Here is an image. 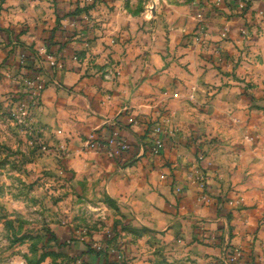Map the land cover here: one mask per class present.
I'll use <instances>...</instances> for the list:
<instances>
[{
	"label": "crops",
	"instance_id": "0c3cea01",
	"mask_svg": "<svg viewBox=\"0 0 264 264\" xmlns=\"http://www.w3.org/2000/svg\"><path fill=\"white\" fill-rule=\"evenodd\" d=\"M2 3L0 30L14 29L19 15L9 13L10 0ZM31 14L37 23L45 18ZM213 25L202 50L184 46L186 26L170 32L167 47L166 32L155 30L145 58L127 61L131 74L124 71L114 88L97 71L103 61L97 58L99 74L86 77V63L79 72L59 68L60 84L49 83L42 96L39 117H47L49 143L68 148L67 166L82 191L103 198L126 227L119 264H222L226 239L243 251L242 264L264 261V0L244 17L221 16ZM32 30L19 39L46 59L43 39ZM11 41L0 44V63L18 72L20 49ZM176 51L177 59L167 58ZM126 110L133 124L117 128L129 151L110 159L103 144L87 147L94 132H108L106 119ZM164 119L174 133L164 136L156 157L151 128ZM196 167L208 177V203L199 201Z\"/></svg>",
	"mask_w": 264,
	"mask_h": 264
},
{
	"label": "rangeland",
	"instance_id": "374dc122",
	"mask_svg": "<svg viewBox=\"0 0 264 264\" xmlns=\"http://www.w3.org/2000/svg\"><path fill=\"white\" fill-rule=\"evenodd\" d=\"M4 1L0 0V10ZM10 1L7 9L12 15L18 13V21L14 29L0 30V44L14 40L24 45L19 37L32 28L41 40L48 39L54 28L58 43L75 45L62 52L54 49L59 61L74 72L86 66L84 75L89 78L100 71L105 79L114 81L109 85L114 88L124 71L131 74L127 61L133 64L145 58L149 34L155 30L159 35L166 32L162 42L167 47L174 39L170 32L186 26L182 43L202 50L209 45L212 24L218 17H244L258 0ZM49 10L54 14L47 17ZM34 11L43 12L45 18L37 23L31 14ZM19 54L14 55L18 64ZM178 57L176 51L167 58ZM97 58L103 61L96 71ZM62 64L60 69L65 68ZM30 76L27 69L17 72L0 63V264H119L121 260L115 256L125 250L121 234L126 227L117 223L120 221L103 198L82 191L67 166L68 148L49 143L47 117L43 121L39 117L49 83L45 79L43 91L34 93ZM49 78L58 83L57 70ZM122 114L125 121L118 120ZM122 114L112 118L124 126L133 124L129 110ZM104 131L94 132L87 147H97L92 140ZM104 247L107 259L97 258L94 251Z\"/></svg>",
	"mask_w": 264,
	"mask_h": 264
},
{
	"label": "built area",
	"instance_id": "2783aa9c",
	"mask_svg": "<svg viewBox=\"0 0 264 264\" xmlns=\"http://www.w3.org/2000/svg\"><path fill=\"white\" fill-rule=\"evenodd\" d=\"M46 54V59L43 60L46 61L50 68H53L54 70L61 68V62L59 60H57L54 56L49 55L47 51ZM74 59L76 60L77 58L75 57ZM25 62V55L19 54V63L24 65ZM28 82L30 87L34 90V93H36L43 91L46 80L41 75H37L30 76ZM168 123V120L164 119L161 122L154 124L151 128L152 133L150 137V153L153 156H161L162 152L164 151V136H172L174 133L170 129V125ZM117 126L118 122H116V120L106 119L105 128L107 130H111V133L109 134L110 136L106 138L107 134L105 132H101L92 140L94 141L95 146H101L103 143V145L106 147L108 157L112 159L120 158L124 152H127L130 149V144L128 143L127 139L121 135V132L118 130ZM201 159L202 158L200 157L199 160ZM191 174L194 181L201 186L202 194L199 196V201L208 203L209 198L205 193L207 189L206 183L208 177L198 167L192 169ZM226 204H229L232 207L235 206V202L233 200L226 201ZM221 206L223 207V204H221ZM222 254V264H242L243 251L240 248L233 246L229 242V239H226L225 243L223 244ZM258 264H264V261L260 260Z\"/></svg>",
	"mask_w": 264,
	"mask_h": 264
},
{
	"label": "trees",
	"instance_id": "16d2710c",
	"mask_svg": "<svg viewBox=\"0 0 264 264\" xmlns=\"http://www.w3.org/2000/svg\"><path fill=\"white\" fill-rule=\"evenodd\" d=\"M83 12L84 11H81V12L79 11V13H83ZM56 31H57L56 29L52 28V32H50V37L48 39H43V42L46 46L47 53L49 55L54 56L57 60H59L58 57L55 56V53L53 52L54 51L53 48H56L58 52H62L64 47L55 40V34L54 33ZM17 46L20 49V53L25 55V57H26V62L24 65H21L20 63L18 64L20 70L21 69H27V71L31 72L32 76L41 75L43 78H45L47 80V84L51 83V81L49 80V74H51L52 71H54V69L49 67V65L46 63V61L41 58V56L38 54V52L36 50H33L30 47H25L24 45H17ZM18 61H19V59H18ZM61 63H63L62 65H64V67H66L63 61ZM94 252H95L97 258L98 257L102 258V256H103L104 259H107V252H106L105 247L102 250H96Z\"/></svg>",
	"mask_w": 264,
	"mask_h": 264
}]
</instances>
